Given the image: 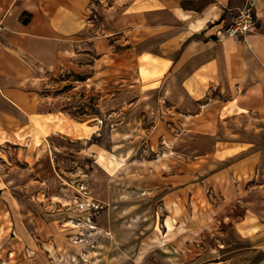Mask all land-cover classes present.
Returning <instances> with one entry per match:
<instances>
[{"label":"rangeland","instance_id":"1","mask_svg":"<svg viewBox=\"0 0 264 264\" xmlns=\"http://www.w3.org/2000/svg\"><path fill=\"white\" fill-rule=\"evenodd\" d=\"M122 44L116 56L90 52L82 74L45 79V109L87 127H36L40 138L33 129L39 161L24 159L21 137L8 146L0 264H264V157L243 173L233 166L264 148V136L222 121L230 113L217 95L199 110L150 91L145 50ZM241 140L253 146L230 158L239 150L225 149Z\"/></svg>","mask_w":264,"mask_h":264},{"label":"crops","instance_id":"2","mask_svg":"<svg viewBox=\"0 0 264 264\" xmlns=\"http://www.w3.org/2000/svg\"><path fill=\"white\" fill-rule=\"evenodd\" d=\"M254 1L258 31L220 41L217 27L248 0H0L6 27L0 34V170L7 166L8 146L19 145L20 137L27 144L24 159L39 161L35 118L56 114L45 109V79L60 72L82 74L90 52L103 48V56H116L111 51L121 42L129 52L143 48V55L170 62L159 86L150 91L184 96L199 110L206 109V97L215 102L217 95L221 112L230 113L222 121L233 120L240 130L263 137L264 0ZM242 141L225 149L239 150L230 158L246 151L249 143ZM263 152L233 166L261 161ZM5 187L0 179L3 197ZM7 203L13 210L14 197ZM256 228V239L264 242V230Z\"/></svg>","mask_w":264,"mask_h":264},{"label":"bare ground","instance_id":"3","mask_svg":"<svg viewBox=\"0 0 264 264\" xmlns=\"http://www.w3.org/2000/svg\"><path fill=\"white\" fill-rule=\"evenodd\" d=\"M140 58L142 59L141 62L143 63V65L140 67L141 74L146 75V76L150 75L154 78H157V81L155 82V84H153L151 88L158 87L161 79L165 76L168 70L170 62L160 61L157 58L149 54H144ZM147 66H150L151 68ZM34 123L38 129H41L44 133H47V134H50V132L56 128H62V130L69 131V132H77L82 128V126L87 127L85 123H78L75 121H71L65 116L60 117L59 114L57 116L51 114L48 116L36 117ZM37 134L38 133H36L37 138H40ZM114 158L117 160V156L113 155V160L111 161L112 163H114ZM103 160L104 158L101 159V161ZM242 167H239V168H242ZM240 170L242 173L245 172V167H243ZM175 210L176 212H179V207H176ZM44 246L47 250H49V252L51 253V256L56 258L55 247L47 243H45Z\"/></svg>","mask_w":264,"mask_h":264},{"label":"built area","instance_id":"4","mask_svg":"<svg viewBox=\"0 0 264 264\" xmlns=\"http://www.w3.org/2000/svg\"><path fill=\"white\" fill-rule=\"evenodd\" d=\"M218 26V25H217ZM259 18L254 4L249 0L242 9H238L231 16L229 21L220 25L216 30V37L221 41L229 38H245L258 31ZM6 30L3 21L0 19V34Z\"/></svg>","mask_w":264,"mask_h":264},{"label":"trees","instance_id":"5","mask_svg":"<svg viewBox=\"0 0 264 264\" xmlns=\"http://www.w3.org/2000/svg\"><path fill=\"white\" fill-rule=\"evenodd\" d=\"M25 21H27V20H25Z\"/></svg>","mask_w":264,"mask_h":264}]
</instances>
